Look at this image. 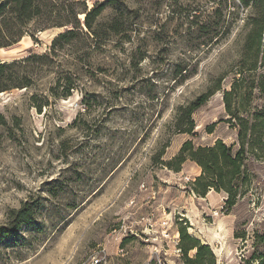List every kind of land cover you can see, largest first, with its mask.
<instances>
[{
  "label": "rangeland",
  "instance_id": "obj_1",
  "mask_svg": "<svg viewBox=\"0 0 264 264\" xmlns=\"http://www.w3.org/2000/svg\"><path fill=\"white\" fill-rule=\"evenodd\" d=\"M238 1L125 0L137 11L129 39L82 33L51 54L67 26L44 28L43 17L24 42L0 47V63L21 59L2 76L0 226L25 203L35 209L15 236L0 237V264H186L181 227L215 264H261L252 256L264 254V160L250 157L247 191L232 207L223 190H195L196 162L165 164L188 140L237 147L223 91L241 65L248 10ZM210 18L219 22L212 37L199 29ZM35 54L45 57L26 61ZM224 73L222 89L192 113L194 130L180 132L179 107Z\"/></svg>",
  "mask_w": 264,
  "mask_h": 264
},
{
  "label": "trees",
  "instance_id": "obj_2",
  "mask_svg": "<svg viewBox=\"0 0 264 264\" xmlns=\"http://www.w3.org/2000/svg\"><path fill=\"white\" fill-rule=\"evenodd\" d=\"M238 2V8L242 7V11L248 10L245 16L241 15L242 28L246 31L241 46V65L233 69L235 77L231 86L223 91L228 121L238 133L237 147L235 149L234 144L228 145L221 139L208 146H195L188 140L171 160L165 162L175 170H180L187 160L196 162L201 166L202 174L194 183L195 190L200 194H205L209 187L223 190L227 193L229 207L247 191L251 176L247 166L250 157L264 160V0ZM109 7L114 11L111 17L106 22L95 23ZM237 12L239 13V9ZM136 13V10L128 7L125 0H103L92 8H89L85 0H0V47L20 41L29 33L28 25L43 17L47 20L42 26L44 28L67 26L64 32L54 38L51 54H56L63 45L78 40L77 36L82 33L97 40L102 35H119L121 39H129L130 21L133 17L136 18ZM214 13L219 17L220 7ZM81 14H84L87 32L81 25ZM218 23L210 18L199 29L202 32L208 30L212 37L218 33ZM44 57L30 55L26 61ZM20 60L0 63V92L9 89V85L2 80L5 70ZM184 70L186 69H179L177 73L183 77ZM224 78L225 73L216 78L206 92L198 95L188 105L179 107L175 127L180 132L191 133L194 130L192 113L204 105L216 91L222 89ZM69 90L70 88L67 92ZM36 106L41 110V104ZM34 213L35 209L30 203H25L20 209L13 211L9 226H0V237L15 236L22 225L33 220ZM180 233V248L186 264H215V256L208 245L190 236L184 227L180 228ZM194 249L196 254L190 257L188 253ZM252 258L260 259V263L264 264V254L258 257L253 254ZM248 264L253 263L249 261Z\"/></svg>",
  "mask_w": 264,
  "mask_h": 264
},
{
  "label": "built area",
  "instance_id": "obj_3",
  "mask_svg": "<svg viewBox=\"0 0 264 264\" xmlns=\"http://www.w3.org/2000/svg\"><path fill=\"white\" fill-rule=\"evenodd\" d=\"M101 262V258L98 256H93L91 264H99Z\"/></svg>",
  "mask_w": 264,
  "mask_h": 264
},
{
  "label": "bare ground",
  "instance_id": "obj_4",
  "mask_svg": "<svg viewBox=\"0 0 264 264\" xmlns=\"http://www.w3.org/2000/svg\"><path fill=\"white\" fill-rule=\"evenodd\" d=\"M83 16V15H82ZM46 32V31H45ZM24 37H26V36H24ZM24 39V38H23ZM22 41V40H21ZM22 42H24V41H22ZM22 44H24V43H22ZM14 47V46H13ZM25 47H28V44H25ZM17 49H19V48H15V49H13V50H17ZM13 50H11V51H13ZM4 51H6V50H4ZM3 51V52H4ZM19 51V50H18ZM21 51V50H20ZM7 52H9V51H7ZM6 53V52H5ZM1 55V54H0ZM2 56V55H1ZM5 57V56H4ZM4 60V59H3ZM7 59H5V61H6ZM11 61V60H10ZM9 61V62H10Z\"/></svg>",
  "mask_w": 264,
  "mask_h": 264
}]
</instances>
